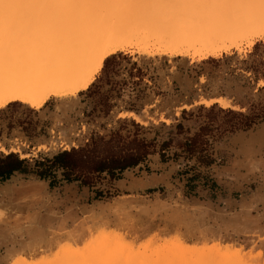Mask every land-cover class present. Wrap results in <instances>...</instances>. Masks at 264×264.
I'll return each instance as SVG.
<instances>
[{"label": "rangeland", "instance_id": "obj_1", "mask_svg": "<svg viewBox=\"0 0 264 264\" xmlns=\"http://www.w3.org/2000/svg\"><path fill=\"white\" fill-rule=\"evenodd\" d=\"M217 4L186 3L139 9L98 4L92 10L89 21L93 27L104 28L114 21L148 29L143 39L147 53L136 48L123 52L136 53L137 59L142 55L143 60L151 61L149 69H152L153 79L160 78L163 73H188V88L182 89L170 79L172 91H159V98L151 107L108 106L109 95L105 92L103 98L88 100L93 106H86L83 101L80 109H75L76 131L68 136L69 139H64L63 135L60 138L56 133L39 148H34L35 144L31 143H18L11 146L13 150L7 155L0 156L16 154L19 159L34 165L43 155L52 156L85 147L93 138L108 139L111 131L122 125L134 132L135 123L146 128L143 136L149 139L158 133L159 142L168 141L172 132L173 144L164 154H157L170 166L173 174L164 184H157L151 181L155 177L151 171V174L144 172L141 175L138 166L127 170L126 177L123 176L126 171L122 173L118 180L103 174L96 180L88 177L92 186L63 182L51 188V195L63 198L67 190L75 192L73 197L78 200L76 219L53 233L47 240L51 244L31 246L28 251L17 253L9 264H264V250L252 241L250 217L236 207L239 204L245 209L244 198L237 197L234 192L226 196L216 176L218 170L233 167L236 161L245 163L244 167L260 162L259 157L264 152L262 147L246 156L239 155L235 135L256 126L248 131L230 133L228 130L240 118L220 112L231 110L247 114L255 104L233 75L235 61L230 62L228 57L234 50L202 60L163 54L177 45L199 48L204 42L200 36L204 24H217V13L231 6ZM242 7L248 9V5ZM232 15L234 13L229 16ZM48 21L45 16L26 24L0 22V29L7 31L0 35V74L5 76L22 68H33L30 54L41 45L45 35L42 28L47 27ZM246 47L248 45L243 44L240 49ZM13 56L20 60V65ZM112 87L116 88L114 84ZM214 99L225 100L227 106L202 104ZM16 103L24 110L27 108V105ZM212 107L215 110L208 115L206 110ZM184 112L192 115L183 118ZM122 121L127 123L121 124ZM180 123L183 124L182 131L176 130ZM205 125L209 128L201 131ZM196 134H201L197 141L205 143L214 160L212 165H207L201 157L190 158L177 146ZM244 171L245 168L240 172L241 176ZM61 174L62 171L57 172L58 179H62ZM24 177L38 178L34 174Z\"/></svg>", "mask_w": 264, "mask_h": 264}, {"label": "bare ground", "instance_id": "obj_2", "mask_svg": "<svg viewBox=\"0 0 264 264\" xmlns=\"http://www.w3.org/2000/svg\"><path fill=\"white\" fill-rule=\"evenodd\" d=\"M230 5V8H223L217 13V24H204L200 32L204 42L199 48L177 45L163 54L192 56L201 60L216 58L264 37V6L248 5V9H245ZM97 6L76 3L22 4L15 0H0V22L18 25L45 16L49 18L47 27L42 28L45 35L40 41L41 45L30 54L34 61L33 68H22L5 76L0 74V103L18 101L39 106L50 96L78 93L84 82L93 75L97 64L103 63L112 51L136 48L147 53L143 39L148 29L114 21L104 28L93 27L89 18ZM228 13L234 15L229 16L231 14ZM4 32H7L5 28L0 29V35ZM13 59L20 65L17 57L13 56ZM215 102L227 106L223 99L204 101L202 104L208 106Z\"/></svg>", "mask_w": 264, "mask_h": 264}, {"label": "crops", "instance_id": "obj_3", "mask_svg": "<svg viewBox=\"0 0 264 264\" xmlns=\"http://www.w3.org/2000/svg\"><path fill=\"white\" fill-rule=\"evenodd\" d=\"M150 71L152 69H149V74L146 77L137 78L135 70H133L127 82L114 83L116 88L110 85L105 91L109 95L107 105L114 107L127 105L155 106L157 98H159V91H172V86L169 84L170 79L182 89H187L190 84L188 73H163L160 74V78L153 79ZM82 102L81 104H83ZM86 106H93V102L87 101ZM18 110L24 111L19 106ZM74 111L75 108L69 105L59 106L53 113L50 110L44 118L33 116L23 122H17L12 128L5 125L3 131L0 132V146L31 143L35 144L36 147L34 148H39L45 143V140H52L51 135L56 133L60 138L69 139L68 136L70 137L76 131ZM235 137L239 155L246 156L252 150L254 152L260 151L264 147V123L257 125L251 131L239 132ZM244 165L245 163L237 161L233 164V167L240 169L238 175H241L240 172L246 168ZM254 166L259 169L261 163L254 162ZM137 171L141 175L144 172L154 174L155 177H152L151 181L157 184H164L173 174V170L168 164L162 162L159 154L151 156L147 163L137 168ZM127 173L129 172L126 171L123 176L126 177ZM132 173L135 175V172ZM24 176L15 172L8 179L0 181V204L7 203L12 208L13 213L8 221L0 219V264H9L17 253L28 251L31 246L51 244L47 241L49 237L56 231L69 226L78 214V200L76 196L73 197L74 191L67 190L64 198L61 195H51L49 182L36 177L27 178ZM141 185L145 186V183L141 181ZM243 207L247 211L248 206L243 205ZM236 213L238 214V212Z\"/></svg>", "mask_w": 264, "mask_h": 264}, {"label": "snow or ice", "instance_id": "obj_4", "mask_svg": "<svg viewBox=\"0 0 264 264\" xmlns=\"http://www.w3.org/2000/svg\"><path fill=\"white\" fill-rule=\"evenodd\" d=\"M15 2L22 4L126 5L136 9L145 6L186 3H223L241 6L259 4L264 6V0H15ZM136 57V53H125L122 50L112 51L104 58L103 63L97 64L93 75L84 82L78 93L70 96H50L39 106L28 103L23 112L18 110L15 101L10 104L0 103V132L3 131L5 125L12 128L17 122H23L33 116L44 118L50 110H55L57 106L69 105L79 110L82 101L103 98L110 85L116 82H127L133 70L137 78L146 77L149 74L151 61L143 60L142 55L138 59ZM228 59L230 62L235 61L233 75L243 85L245 95L256 105L264 107V37L256 39L246 48L234 50L229 54ZM12 150L11 146L6 144L0 146V154L7 155L8 151ZM259 159L260 168L256 169L254 164L248 163L243 176L237 174L240 169L232 166L222 167L217 171L216 176L226 196L234 192L237 197L244 198V203L248 206L247 211L240 208L239 204L236 207L250 217L253 231L252 241L259 249L264 250V152L261 153ZM12 216V208L7 203L0 204V219L8 221Z\"/></svg>", "mask_w": 264, "mask_h": 264}, {"label": "trees", "instance_id": "obj_5", "mask_svg": "<svg viewBox=\"0 0 264 264\" xmlns=\"http://www.w3.org/2000/svg\"><path fill=\"white\" fill-rule=\"evenodd\" d=\"M214 110L215 107H212L206 111L210 115ZM220 112L240 118L228 130L230 133L248 131L264 123V107L256 104L251 105L247 114L235 113L231 110H220ZM187 115L192 114L184 112L183 118ZM120 123L126 124L127 122ZM134 126V132L126 130L122 125L112 130L108 139L93 138L91 143L85 147L58 152L52 156L43 155L41 160H37L34 165L19 159L16 154L0 156V181L8 179L15 172L25 175L34 174L41 180L49 181L51 188L58 187L63 182H79L84 186H92L88 177L96 180L103 174L118 180L125 171L146 163L150 156L157 153L164 154L174 141L172 132L168 141L159 142L158 133L154 138L149 139L143 136L144 132H147L145 127L135 123ZM205 128H209V126L205 125L201 131H204ZM176 130L182 131L183 124H178ZM198 137H201V134L186 138L177 143V146L183 154H187L190 158L201 157L206 160L207 165H212L214 160L211 159L207 147L204 146L205 143L197 141ZM58 171H62V179H58Z\"/></svg>", "mask_w": 264, "mask_h": 264}, {"label": "built area", "instance_id": "obj_6", "mask_svg": "<svg viewBox=\"0 0 264 264\" xmlns=\"http://www.w3.org/2000/svg\"><path fill=\"white\" fill-rule=\"evenodd\" d=\"M24 147V146H23Z\"/></svg>", "mask_w": 264, "mask_h": 264}]
</instances>
